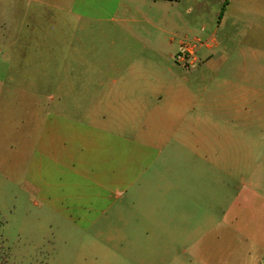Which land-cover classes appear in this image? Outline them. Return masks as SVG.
Listing matches in <instances>:
<instances>
[{"label": "rangeland", "instance_id": "374dc122", "mask_svg": "<svg viewBox=\"0 0 264 264\" xmlns=\"http://www.w3.org/2000/svg\"><path fill=\"white\" fill-rule=\"evenodd\" d=\"M205 1L191 0L189 8L188 0H0V264H172L162 263L152 245L132 242L109 211L98 212L100 205H48L30 184L32 174L44 173L31 165L44 151H30L26 139L15 141L14 152L12 123L57 114L61 96L65 114L86 122L135 115L131 107L139 102L144 118L186 100L197 111L204 102H227L228 130L241 132L245 119L244 132L256 133V156L245 157L243 177L230 174L229 198L241 180L256 182L264 212V0H237L223 14ZM46 52L72 55L68 68L79 73L67 78L77 89L56 88L67 61H46ZM108 83L117 84V107L99 108L97 100L110 99L100 87ZM242 86L256 89L245 93L256 96L245 113L236 104ZM127 126L138 133L137 123Z\"/></svg>", "mask_w": 264, "mask_h": 264}, {"label": "crops", "instance_id": "0c3cea01", "mask_svg": "<svg viewBox=\"0 0 264 264\" xmlns=\"http://www.w3.org/2000/svg\"><path fill=\"white\" fill-rule=\"evenodd\" d=\"M165 1L181 2L153 0L156 5ZM236 1L205 2L223 14ZM30 54L17 58L42 57ZM43 56L67 61L58 74L63 77L58 90L77 89L67 78L79 73L68 68L71 54ZM127 73L131 69L122 70ZM115 86H100L110 99L97 100L99 108L105 102L117 107L111 91ZM249 91L256 89L241 87L243 97L236 101L241 113L251 111L255 102L256 96L245 99ZM65 98L60 97L55 115L14 120L10 134L14 152L15 141L26 139L30 151H44L43 159L35 155L31 164L44 173L32 174L30 184L46 204L71 200L100 205L99 213L109 211L124 235L135 237L132 242L152 245L162 263L170 258L172 264H264V212L256 182L241 180L237 193L231 199L228 195L230 174L243 177L245 157L256 156V133L244 132L245 119L241 132L228 130L227 102H204L197 111V104L186 100L150 118L143 117L139 102L131 107L135 115L104 114L86 122L65 114ZM131 123L138 124V133L127 126Z\"/></svg>", "mask_w": 264, "mask_h": 264}]
</instances>
